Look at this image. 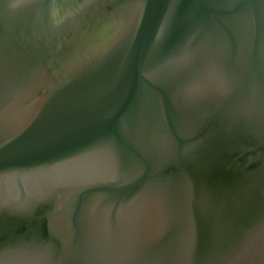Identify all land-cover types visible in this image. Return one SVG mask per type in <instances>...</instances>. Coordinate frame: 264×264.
<instances>
[{
	"label": "water",
	"instance_id": "1",
	"mask_svg": "<svg viewBox=\"0 0 264 264\" xmlns=\"http://www.w3.org/2000/svg\"><path fill=\"white\" fill-rule=\"evenodd\" d=\"M0 264H264V0H0Z\"/></svg>",
	"mask_w": 264,
	"mask_h": 264
}]
</instances>
